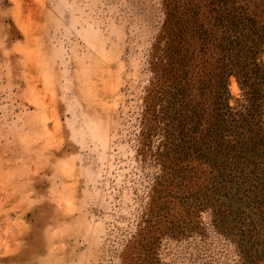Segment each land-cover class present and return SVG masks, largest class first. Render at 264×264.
<instances>
[{
  "label": "rangeland",
  "instance_id": "374dc122",
  "mask_svg": "<svg viewBox=\"0 0 264 264\" xmlns=\"http://www.w3.org/2000/svg\"><path fill=\"white\" fill-rule=\"evenodd\" d=\"M0 264H264V0H0Z\"/></svg>",
  "mask_w": 264,
  "mask_h": 264
}]
</instances>
